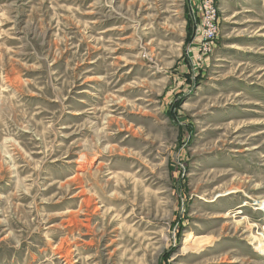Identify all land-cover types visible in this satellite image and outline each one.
Here are the masks:
<instances>
[{
    "label": "rangeland",
    "instance_id": "rangeland-1",
    "mask_svg": "<svg viewBox=\"0 0 264 264\" xmlns=\"http://www.w3.org/2000/svg\"><path fill=\"white\" fill-rule=\"evenodd\" d=\"M205 1L0 0V264H264V0Z\"/></svg>",
    "mask_w": 264,
    "mask_h": 264
},
{
    "label": "built area",
    "instance_id": "built-area-1",
    "mask_svg": "<svg viewBox=\"0 0 264 264\" xmlns=\"http://www.w3.org/2000/svg\"><path fill=\"white\" fill-rule=\"evenodd\" d=\"M213 0H206L202 5V26H201V37L199 43L201 50L206 52L209 51L213 40L217 36V12L213 7Z\"/></svg>",
    "mask_w": 264,
    "mask_h": 264
},
{
    "label": "bare ground",
    "instance_id": "bare-ground-1",
    "mask_svg": "<svg viewBox=\"0 0 264 264\" xmlns=\"http://www.w3.org/2000/svg\"><path fill=\"white\" fill-rule=\"evenodd\" d=\"M228 192V191H227ZM246 204L247 203H244L243 205H245L246 206ZM258 209H260V210H263L264 211V202H260V203H258ZM244 208V207H243ZM242 212V210H239L238 211V213H241ZM228 214V213H227ZM228 216V215H227ZM235 216V215H234ZM233 216V217H234ZM226 218V217H225ZM231 218V217H230ZM256 226V225H255ZM195 239H200L199 241L201 242V241H203V240H201V239H203V237L202 236H196L195 238H194V240L193 241H195ZM206 240H208L207 238H206ZM205 240V241H206ZM189 241V240H188ZM195 243V242H194ZM187 246V245H186ZM200 247V246H199ZM256 248H257V250H259L260 252H262L263 254H264V236H263V238H262V240L259 242V244H257L256 245Z\"/></svg>",
    "mask_w": 264,
    "mask_h": 264
}]
</instances>
